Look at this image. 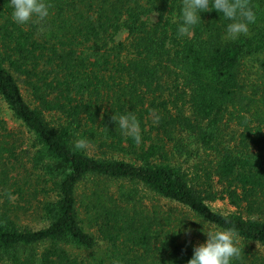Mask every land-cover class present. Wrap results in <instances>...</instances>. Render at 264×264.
<instances>
[{"label": "trees", "instance_id": "1", "mask_svg": "<svg viewBox=\"0 0 264 264\" xmlns=\"http://www.w3.org/2000/svg\"><path fill=\"white\" fill-rule=\"evenodd\" d=\"M50 3L46 20L19 26L10 0H0V98L33 138L32 152L18 151L0 118V264H187L195 244L184 230L193 226L141 207L140 186L234 229V264H264L251 251L264 248V0H250L257 21L235 41L215 10L179 37L183 0ZM123 29L127 39L117 41ZM128 111L140 122L138 145L111 119ZM81 137L130 158L74 150ZM199 151L206 162L190 175L184 164L202 160ZM113 181L128 187L114 193ZM14 194L43 196L44 226L21 223L29 207L14 205ZM217 199L237 210H213ZM80 207L97 236L84 229ZM100 242L106 251L91 259L71 252Z\"/></svg>", "mask_w": 264, "mask_h": 264}, {"label": "clouds", "instance_id": "2", "mask_svg": "<svg viewBox=\"0 0 264 264\" xmlns=\"http://www.w3.org/2000/svg\"><path fill=\"white\" fill-rule=\"evenodd\" d=\"M10 6L11 18L19 26L33 22V18L46 20L52 9L50 0H10ZM213 10L229 22L225 28V39L235 41L241 36L251 35L250 26L256 23L257 13L250 0H183L178 36H190L194 27L201 23V13ZM111 119L116 128L137 145L142 142L140 122L134 112L114 113ZM89 147L90 141L87 138L81 137L74 142V150L86 151ZM196 222L203 225L201 232L206 240L193 246V255L187 264H234L241 255L238 233L234 229L216 227L207 221ZM180 228L174 234L178 235ZM184 231L190 234L192 230L188 228Z\"/></svg>", "mask_w": 264, "mask_h": 264}, {"label": "rangeland", "instance_id": "3", "mask_svg": "<svg viewBox=\"0 0 264 264\" xmlns=\"http://www.w3.org/2000/svg\"><path fill=\"white\" fill-rule=\"evenodd\" d=\"M157 21V16L153 15L150 16L148 19L149 23H155ZM127 39V31L122 30L117 35L116 40L117 41H125ZM22 90V94L25 98V100L32 106H35V102L33 101L32 97L28 93V90L26 87L19 82ZM47 116V119L50 121H53L56 116H53L49 114L48 112L45 113ZM0 118L6 122L7 128L9 131L12 132L13 140L12 142L16 144L18 151L20 152H32L33 151V138L30 135V133L26 130V128L21 124L20 121L16 120L12 112L9 110L7 105L2 101L0 98ZM1 133V132H0ZM106 149H99L96 146H90L88 149V152L92 155L101 156L106 153V155H112L118 159H126L129 160V156L125 155L122 152H104ZM200 153V159L202 160H195L191 161L190 163L184 164V168L187 170V172L190 175H193V173L196 172L197 166L201 167L200 165L204 164L206 162L205 153L202 151H199ZM26 155V153H24ZM177 157H179L177 155ZM181 159V158H179ZM203 161V162H202ZM206 164V163H205ZM200 173V171H197ZM110 189L112 192L117 193L119 191L120 186H123L124 188L128 187L127 183L124 182H118L113 181L110 184ZM216 189H220L219 185L215 183ZM91 187V183H87L86 185H81L78 189V195L80 199H83V194L89 193V189ZM44 198L43 196H38V198H29V196H19L18 194H14L12 196V202L14 205H19L20 207H29L28 211H20V221L23 224H28L32 228L37 229L42 226H44V223L39 218V206L40 201H42ZM136 200L140 204L141 207L147 208L148 211H152L155 208L161 209L165 213H171L174 215V217H178L181 220H186L190 225L193 226V229H191V233L189 236V239L195 244L203 243L206 240V236L201 232V228L203 225L201 223H197L196 221H200L198 218L194 217L188 209L178 203L168 201L166 199L160 198L150 192L148 189L140 186L137 189V195ZM209 206L215 210L219 211L221 213H231L235 212L237 209L233 205L229 203L227 199H217L214 201L208 202ZM80 216L83 221V227L86 231L93 233L95 236H97L95 229L91 228L87 222V216L84 212V210L80 207ZM194 220V221H193ZM105 246L102 242L99 244V248H97L94 251H77V250H71V252L75 255H79L81 258L89 257H96L99 255H102L103 252H105ZM252 249L251 251H254L258 253V255L264 256V248L260 247L258 245H251Z\"/></svg>", "mask_w": 264, "mask_h": 264}]
</instances>
